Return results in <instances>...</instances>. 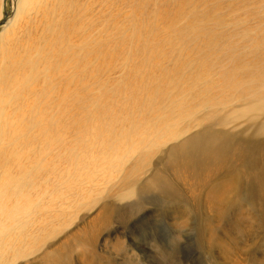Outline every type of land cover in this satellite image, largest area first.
Returning a JSON list of instances; mask_svg holds the SVG:
<instances>
[{
	"label": "rangeland",
	"instance_id": "obj_1",
	"mask_svg": "<svg viewBox=\"0 0 264 264\" xmlns=\"http://www.w3.org/2000/svg\"><path fill=\"white\" fill-rule=\"evenodd\" d=\"M1 21L0 77L23 74L0 88V176L29 134L42 230L0 264H264V0H0ZM218 133L256 155L183 160ZM0 220L17 232L6 199Z\"/></svg>",
	"mask_w": 264,
	"mask_h": 264
},
{
	"label": "bare ground",
	"instance_id": "obj_2",
	"mask_svg": "<svg viewBox=\"0 0 264 264\" xmlns=\"http://www.w3.org/2000/svg\"><path fill=\"white\" fill-rule=\"evenodd\" d=\"M26 2H27V0H26ZM43 12H45V10H43ZM7 50L9 51L10 58H11L13 55V51H12V49L10 50L9 47L7 48ZM16 60L17 59H15V58H11L7 62V65H6L4 72H3V78L0 77V88H3L4 87L3 85H5L6 83L13 84V85L17 84L18 80L22 76L23 73L18 70ZM29 95H33V94H29ZM27 118H29V117H27ZM257 131L262 133V134L264 133V120L258 125ZM202 136H203V139H201V140H198L195 138V140H197L196 144H193V143L188 144L187 143V145H186V141H185V143L181 146L180 153L184 155V159H183L184 161L191 160L193 162V159H191V155L192 156L194 155L193 158L197 162H199L201 159H208V160H210V163H213L212 165H215V164L216 165L218 164L220 166L229 165L232 163V162L230 163V161L232 159H234V158H237V159L241 158L242 159L243 157H245V155L248 156L246 159L251 160L250 158L253 157V154L258 151V149H255V147L258 146V143L260 145V142H254V143H252L253 147L251 149V146L248 145L246 142L238 141V140L233 141L229 138L227 139L226 138L227 135H225L223 133H218V134H215L213 136H210L209 134H203ZM19 141L21 143V147L23 144H25V148H23L21 151L18 147V153H16L17 154L16 158H19L18 164H15V166H17L19 168L18 174L17 175H15L14 173H13L14 175L8 174V180L7 181L11 184V188L9 189V192L4 193V185L2 182V177L0 176V208L2 207L3 203L5 204V199H6L10 203V213L13 216L19 217V227H18L17 232L11 236H10L9 232L3 233V228L0 227V257L3 256V250H5L3 248H4L5 244L9 245L16 240L21 241V242L23 241V239L27 240V242L29 244L28 246L30 249L31 248L30 240L37 238V235L42 230V224L37 226L38 227L37 230L33 229V227L35 226V225L33 226L34 207L39 208L41 206L40 197L42 194L39 191L37 194H35L34 197H32V196H30L27 188L24 187V183L28 181V177H29L28 176V169L26 168V166H28L27 164L30 163V161L32 160V156L34 157L36 154H37L36 156H37L38 160H41V158H40L41 153L39 154V151L37 153V152H33V150H31V148L30 149L26 148L27 144H30L29 134L24 136L23 138H21ZM261 141L263 142L264 138ZM31 145H32V143H31ZM40 148H41V145H40ZM12 155H14V154L12 153ZM231 155H233L232 159H231ZM255 155H256V153H255ZM174 158H176V157H174ZM15 162H16V159H15ZM243 164H244V162H243ZM186 165H188V164H186ZM247 165H249V163ZM247 165H246V167H247ZM178 166H179V163L174 165V167L177 169H178ZM182 168H184V167L182 166ZM6 169H7V167H6ZM194 169H196V168H194ZM8 170H10V168H8ZM199 171H202V170H199ZM156 178L152 177L151 182L150 181L149 182L151 184H156V185L158 184L159 186L164 187L165 182L164 183L161 182L162 178H161V180H159L157 178L158 182H156ZM4 179H5V176H4ZM164 190H165V188H164ZM263 193H264V191H263ZM0 224H1V220H0ZM37 227H35V228H37ZM25 238H27V239H25ZM13 249H15L14 246H13ZM1 261H3V260L0 259V262Z\"/></svg>",
	"mask_w": 264,
	"mask_h": 264
},
{
	"label": "water",
	"instance_id": "obj_3",
	"mask_svg": "<svg viewBox=\"0 0 264 264\" xmlns=\"http://www.w3.org/2000/svg\"><path fill=\"white\" fill-rule=\"evenodd\" d=\"M5 15H6V13H5ZM2 23V21L0 22V24Z\"/></svg>",
	"mask_w": 264,
	"mask_h": 264
}]
</instances>
